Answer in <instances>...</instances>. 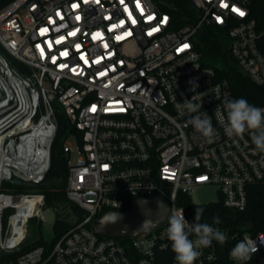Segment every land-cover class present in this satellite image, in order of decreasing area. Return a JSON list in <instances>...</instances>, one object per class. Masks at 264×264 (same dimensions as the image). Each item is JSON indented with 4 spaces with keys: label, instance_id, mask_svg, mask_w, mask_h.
Masks as SVG:
<instances>
[{
    "label": "built area",
    "instance_id": "2783aa9c",
    "mask_svg": "<svg viewBox=\"0 0 264 264\" xmlns=\"http://www.w3.org/2000/svg\"><path fill=\"white\" fill-rule=\"evenodd\" d=\"M186 1L181 18L178 7L155 0H13L0 9V255L19 252L30 221L45 213L44 195L29 188L50 170L58 113L68 125L66 196L84 212L64 207L67 231L4 264H177L168 218L137 238L97 235L91 223L160 196L168 217L183 212L191 225L192 194L210 186L219 197L213 203L234 214L247 209L249 187L264 180V152L250 131L225 135L216 109L236 98L216 67L202 62L198 38L216 29L237 69L264 88V30L255 0ZM192 98L198 113L177 108ZM197 114L211 120V142L191 125ZM207 224L227 242L198 249L194 264H264V230ZM246 237L259 250L247 262L232 260L230 250Z\"/></svg>",
    "mask_w": 264,
    "mask_h": 264
},
{
    "label": "trees",
    "instance_id": "16d2710c",
    "mask_svg": "<svg viewBox=\"0 0 264 264\" xmlns=\"http://www.w3.org/2000/svg\"><path fill=\"white\" fill-rule=\"evenodd\" d=\"M13 0H0V9L6 6ZM161 7L162 3L173 4L178 9L173 12L178 18L185 10L186 0H155ZM253 16L257 20L259 28L264 30V0H255L253 6ZM182 24H185L183 22ZM200 52L202 54V62L207 66L216 67L218 70L219 78L226 80L231 88V91L236 99L244 98L250 105L264 106V88L254 85L246 76H244L236 67L234 60L231 58L227 49V42L223 37L215 39L213 48L207 51ZM13 64L20 68L22 71H28L27 67L17 60L13 59ZM59 119V132L54 142L51 154V167L46 175V179L38 185L28 187L35 192L44 195L46 209H57L60 205L69 208L73 213L83 217V210L71 204L66 196L67 181H68V164L65 158L63 143L66 135L68 125L65 116L58 113ZM27 187L16 185L17 191H24ZM248 206L244 212L231 213L221 202L209 204H193L189 203L186 207L187 215L189 218L195 220L196 209L201 210L200 220L205 223H214V218L219 217L220 223L216 225H223L230 229L232 232L241 228H249L248 230L253 233H258L264 230V180L254 184L248 189ZM30 224L35 227V231L22 245L21 250L14 254L0 255V264H4L11 258H16L25 252L33 249L36 246L46 243L44 237V229L41 220L32 219ZM63 227L61 232L56 235L64 233L70 228L67 223H62ZM57 226V225H56ZM55 226V227H56ZM56 230V229H55ZM31 238V239H30Z\"/></svg>",
    "mask_w": 264,
    "mask_h": 264
},
{
    "label": "clouds",
    "instance_id": "9594fccd",
    "mask_svg": "<svg viewBox=\"0 0 264 264\" xmlns=\"http://www.w3.org/2000/svg\"><path fill=\"white\" fill-rule=\"evenodd\" d=\"M176 106L178 109H186L189 113H198L201 108V104L194 103L193 98L177 103ZM224 112L227 114L226 119ZM216 116L226 136L229 138L242 137L246 131H250L255 148L264 152V108L250 105L246 99L238 98L226 100L223 111L217 107ZM190 123L209 142L212 141L215 130L207 115L202 117L197 114L192 117ZM200 217V209H196L195 221L197 222L191 225L185 219L183 212H175L168 217L167 238L171 242L177 264H194L200 254L198 249L210 247L213 240L222 245L227 242L224 232L207 223H199ZM214 223H220L219 217L214 218ZM193 233L195 240L189 238V235ZM258 250L256 242L246 237L230 250L229 255L234 261L247 262Z\"/></svg>",
    "mask_w": 264,
    "mask_h": 264
},
{
    "label": "water",
    "instance_id": "95a60500",
    "mask_svg": "<svg viewBox=\"0 0 264 264\" xmlns=\"http://www.w3.org/2000/svg\"><path fill=\"white\" fill-rule=\"evenodd\" d=\"M203 33L201 31L199 35L202 36ZM5 96V91L0 84V103L5 99ZM16 182L20 183L18 180ZM63 208L64 206L60 205L57 209H46L41 218L43 227L54 233L56 222L63 221ZM169 213V206L160 196H155L152 199H138L129 208L111 210L95 218L91 223V229L97 235L111 238H137L160 229L165 224ZM44 237L51 240L45 234Z\"/></svg>",
    "mask_w": 264,
    "mask_h": 264
},
{
    "label": "rangeland",
    "instance_id": "374dc122",
    "mask_svg": "<svg viewBox=\"0 0 264 264\" xmlns=\"http://www.w3.org/2000/svg\"><path fill=\"white\" fill-rule=\"evenodd\" d=\"M221 38L219 33L216 29L210 28L206 31L205 35L198 38L199 42V50L204 51L205 53L213 48L214 40ZM48 86V85H47ZM69 146L73 149H76L79 145L75 139H70L68 141ZM76 155H73V159H75ZM218 194H217V188L214 186L205 187V188H199L196 190L194 194H192V201L195 204L202 205V204H209L216 202L218 200ZM64 222L57 221L56 227H54V233L51 230H48L46 227H43V233L48 236V238L53 239L57 233L63 231L62 227ZM28 238L32 235V233L35 231V227L31 224L28 225ZM56 229V230H55ZM31 239V238H30ZM47 241L48 239L45 238Z\"/></svg>",
    "mask_w": 264,
    "mask_h": 264
},
{
    "label": "flooded vegetation",
    "instance_id": "af4514ba",
    "mask_svg": "<svg viewBox=\"0 0 264 264\" xmlns=\"http://www.w3.org/2000/svg\"><path fill=\"white\" fill-rule=\"evenodd\" d=\"M63 221H64V223H67V224H69V220H67V218L65 217V218H63Z\"/></svg>",
    "mask_w": 264,
    "mask_h": 264
},
{
    "label": "snow or ice",
    "instance_id": "6c2138e0",
    "mask_svg": "<svg viewBox=\"0 0 264 264\" xmlns=\"http://www.w3.org/2000/svg\"><path fill=\"white\" fill-rule=\"evenodd\" d=\"M240 14L243 15L244 13L241 12ZM187 47H188V45H184V48H187Z\"/></svg>",
    "mask_w": 264,
    "mask_h": 264
}]
</instances>
